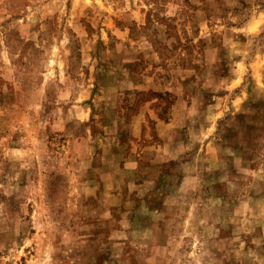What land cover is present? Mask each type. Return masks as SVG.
<instances>
[{
	"label": "rangeland",
	"instance_id": "1",
	"mask_svg": "<svg viewBox=\"0 0 264 264\" xmlns=\"http://www.w3.org/2000/svg\"><path fill=\"white\" fill-rule=\"evenodd\" d=\"M0 264H264V0H0Z\"/></svg>",
	"mask_w": 264,
	"mask_h": 264
}]
</instances>
